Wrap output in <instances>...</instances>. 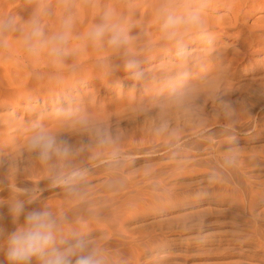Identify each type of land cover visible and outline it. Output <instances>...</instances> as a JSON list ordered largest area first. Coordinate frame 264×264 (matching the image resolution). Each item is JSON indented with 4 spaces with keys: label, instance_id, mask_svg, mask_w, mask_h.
<instances>
[{
    "label": "rangeland",
    "instance_id": "374dc122",
    "mask_svg": "<svg viewBox=\"0 0 264 264\" xmlns=\"http://www.w3.org/2000/svg\"><path fill=\"white\" fill-rule=\"evenodd\" d=\"M116 1L0 0V19L17 26L0 32V52H19L33 20L47 38L72 18L65 56L46 51L43 59L84 62L66 88L50 79L48 94L37 80L27 98L0 104V264H12L9 237L33 210L52 213L58 239L79 233L103 264H264V44L243 43L250 34L264 39V7L234 14L233 0H182L175 13L184 22L195 14L197 28L187 33L201 39L187 35L172 51L118 70L107 58H88L112 53L110 34L99 48L86 36ZM141 1L149 3H130ZM162 21L135 20L144 32L131 23L133 43L154 41ZM37 126L69 155L41 162L28 146ZM74 172L82 176L73 181ZM17 202L25 209L19 216Z\"/></svg>",
    "mask_w": 264,
    "mask_h": 264
},
{
    "label": "clouds",
    "instance_id": "9594fccd",
    "mask_svg": "<svg viewBox=\"0 0 264 264\" xmlns=\"http://www.w3.org/2000/svg\"><path fill=\"white\" fill-rule=\"evenodd\" d=\"M114 13L110 9L104 13L101 22L93 25L87 33L88 38L99 44L105 36L110 34L108 43L120 47L128 43L126 32L112 22ZM158 19H163V30L172 34V30L181 22L172 11L160 9L157 11ZM195 20V14L189 17ZM72 18L62 21L60 30L50 37H45L43 28L37 20L30 25V32L25 36L24 43L30 54L38 55L47 50L50 55L60 56L65 53V46L72 35ZM11 26V22H0V31ZM129 70L138 68L135 60H129L126 64ZM142 73L133 72L139 77ZM30 137L28 146L30 150L37 152L41 162L49 161L53 156L67 157L69 148L66 144L40 129ZM82 176V173H72L70 180ZM67 182V181H65ZM17 216L24 214L23 202H17L15 209ZM39 264H103V259L97 249L90 248L89 242L79 233H73L70 240L58 239V225L52 213L48 210H33L25 215V227L12 233L8 240L7 258L12 264H31L33 258Z\"/></svg>",
    "mask_w": 264,
    "mask_h": 264
},
{
    "label": "bare ground",
    "instance_id": "6f19581e",
    "mask_svg": "<svg viewBox=\"0 0 264 264\" xmlns=\"http://www.w3.org/2000/svg\"><path fill=\"white\" fill-rule=\"evenodd\" d=\"M119 1H127L129 4L126 6V5L123 4L124 2L120 4ZM130 1L131 0H117L116 4L114 3L113 5H110V7H109V10L111 9L113 11V13H114V15L112 17V22L117 24L125 32L127 31L126 35L129 38L128 39V43L124 44V45H122L120 47H115V46L110 45L108 50L111 51L112 53H109L107 55H102V52L104 50L99 49L97 52L89 55L88 58L89 57L93 58V59L95 58L96 61L100 60V59L102 60V58H107V59H109L111 61V64H112L111 66L112 67L114 66L115 68L120 70L119 68H121V67L122 68H124V67L126 68V64H127V62L129 60H135L137 62V65L144 64V63L148 62L147 59H146L148 56L156 57L157 53L158 52L160 53L161 51L163 52V50L172 51L177 46L181 45V43H183V44L187 43V39H191L192 37H193L194 40H200L201 39V37H200L201 34L198 35L199 33L196 34L194 32L193 36H191V37L189 36L190 33H187V32H192L194 29L197 28L196 27L197 23L195 24L193 22H190V19L188 18L189 22L187 21V19H186L187 22L181 21L176 26V28L174 30H172V34L166 33L164 30H162V31L160 30L161 32L156 34L155 33L156 31H155L151 35V36H153V38H155L154 36H157L154 41H151V42H149V43H147V44H145L143 46H136L133 43L134 40L132 41V38H131V33L132 34H133V32L136 33L139 30V28L136 27V26L141 25V24L144 25L143 24L144 21H148L150 24H152V26L156 25L158 23L160 24L161 23L160 21L163 20V19H158V17H157V11L160 10V9H167V10L172 11L181 20V16H183L182 15L183 13L178 15V14L175 13V10L177 9L176 3H178V2H180L182 0H149L148 1L149 2L148 5H146L145 7H143L145 5V3H146L144 1L133 3V4H131ZM187 1H190V0H187ZM199 1L201 2V0H199ZM219 1L220 2H224V4H225V2H227L228 0L227 1L226 0H219ZM229 2H230V0L228 1V3ZM249 2H250V0H243V1H241V0H233V1H231L230 3L232 4L234 14L245 13L246 11H249L251 8H254L256 6V4H259L260 8L264 7V0H255V1L253 0V1H251V3H249ZM192 4H194V2ZM9 8L10 7L8 6L7 10ZM245 8H247V10H245ZM124 16L126 17L125 20H124ZM137 16H138V19H137ZM135 20L138 21V23L136 22V26L134 25ZM0 22H7V21H5V19H0ZM95 22H98V21L95 20ZM98 23H94V25L98 24ZM131 23H133V25H134V26H132L133 28L136 27V29L137 28L138 29H137L136 32L135 31L131 32L130 36H129V33H128L129 29H127V27L131 26ZM206 23L201 24L200 26L203 27ZM229 23H231V22H229ZM210 24H212V23H210ZM145 26L147 27L146 23H145ZM11 27L15 30L17 26L11 24ZM144 27H142V28L144 29ZM207 27H204L203 30H206ZM130 29H132V28L130 27ZM136 29H132V30H136ZM139 31H143V30H139ZM0 32L3 34L4 30L0 31ZM88 32H89V30L87 28V33ZM143 32H142L143 35L141 34L142 36H144L147 33V32L146 33H143ZM240 32H241V30H240ZM262 32H264V29H262ZM204 33L205 32H203V34ZM208 33H209V30H208ZM247 34L249 35V33H247ZM147 35H149V34H147ZM147 35H145L146 36V37H144L145 39L147 38ZM187 35L190 38H187L188 37ZM248 35H247V37H248ZM201 36H203V35H201ZM258 36H254L253 34H250L248 38H246V39L243 38V43H245L247 45V47H249L250 49H252L255 46H260L261 44H264V39H262V37H260V35H258ZM85 37H83V39H85ZM141 38H143V37H141ZM141 38L139 37V39L142 41L143 39H141ZM241 38H242V36H241ZM104 40H105V38L98 44V48L102 46V43L104 42ZM202 40H203V38H202ZM190 42L192 43V41H189V43ZM112 48H114L113 51H112ZM155 48H158V49H155ZM149 49H151L153 51H151V50L148 51ZM92 50H94V48ZM101 50H102V52H101ZM17 51H19V52H16V53H13V52H0V58L1 57H5V56H3V54L6 55V53L9 54L10 57H12V61H6V62L5 61L2 62V60L0 61V69H4L5 70V76L0 78V102H1L0 104H3L5 102V100H6V98H8V97H11V98L14 97V98H16V99H18L20 101V99L26 97V95L28 93H30V92L34 93V92H32L30 90V88L32 86H36L34 84H35V81H37V80L38 81L39 80H43V82H45L47 84V87L49 86V88L47 89V92H48V91H51L52 90L51 88L53 87L52 84L49 85L52 82L50 79H55V80L58 79V80H60L59 81L60 83L58 81H55V80L54 81L58 82L59 84H61L58 88L60 90H62L64 88H66L67 85L70 84V81H72L70 79V77L72 78V76L68 75L69 72L71 71L70 73H72V71H75V68H77L78 66L80 67L84 63V62H79V61H76L75 63H68V65H67V63L66 64L65 63L64 64L63 63H56L55 59H57V57H59V56H55V59L53 58L51 61L48 62V61H45V59H43V56H45V54H47V52H46L47 50L40 52L38 55H34V54H30V53L26 55V51H27L26 45H24L23 47H21V45H19L17 47ZM106 51L107 50H105V52ZM150 52H154V54L153 55H148V54H151ZM63 55L65 56V54H63ZM90 58H89V60H90ZM43 60H44V63H43ZM109 60H107V62ZM94 63H97V62H94ZM105 63L103 62V64H105ZM19 66L20 67L23 66L26 69V71L22 72L19 69ZM106 66H108L107 69L109 68L108 70L110 71V68H112V67H109L110 65H107V64H106ZM13 73H16L17 75L13 76L12 75ZM24 75H25V78L22 79V77ZM35 78H36V80H35ZM20 79H21V82H19V87H15V88L5 87V88H1V86L3 85L4 82H6V83L11 85L13 83V81L14 82H18ZM39 83H41V82H39ZM40 85H42V84H40ZM55 85H58V84L56 83ZM43 86H46V85L43 84ZM54 88H56V87L54 86ZM58 88H56V89H58ZM38 89H39V86H38ZM44 89H46V88H44ZM11 90H15L16 92H11ZM35 91H36V89H35ZM47 92H42L41 96L44 95V97H45L46 94H43V93H47ZM48 94H49V92H48ZM8 99H10V98H8Z\"/></svg>",
    "mask_w": 264,
    "mask_h": 264
}]
</instances>
